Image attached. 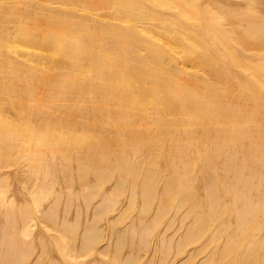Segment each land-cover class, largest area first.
I'll list each match as a JSON object with an SVG mask.
<instances>
[{"label": "bare ground", "instance_id": "obj_1", "mask_svg": "<svg viewBox=\"0 0 264 264\" xmlns=\"http://www.w3.org/2000/svg\"><path fill=\"white\" fill-rule=\"evenodd\" d=\"M236 35L244 42L246 38H258L256 44L264 43V0H0V88L6 91L0 97L6 93L9 94H6L7 98L14 97L15 102H9L14 104L10 105L14 111L20 109L21 105L15 106V103H20L22 92L30 97V101L36 100L35 105L30 101L26 104H29V110L43 113L39 125L53 120L55 109L60 112L53 121L59 123L57 128L52 127L55 131L40 130L35 129L39 127L37 122L34 126L29 123L33 111L27 113L28 109L21 106L25 114L22 113L20 120L27 123L5 132L3 139L0 138L1 145L5 147L4 151L13 150V153L18 149L16 146L30 148L28 152L35 148L37 156L44 149L54 148V153H60L64 160L62 167L71 170V156L77 155L79 177L87 179L93 174L98 181L92 183L97 188L95 195L102 194L103 182L111 179L113 183L116 178L115 189L126 190L127 187L131 191H127L131 205L135 206L141 198L142 213H148L155 205L153 225L161 227L162 221L167 219L161 236L164 238L161 239L162 245L160 243L164 253L172 247L165 233L171 230L174 226L172 220L178 216L184 226L183 221H189L177 244L178 253L210 235V245L213 243L211 246L214 247L212 253L216 254L220 264H264V63H255L252 73L244 72L248 66L243 71L237 70V67L243 68L237 55L241 53L245 58L246 51L255 49L253 43L247 42L242 51L232 48L229 41L236 40ZM22 108L18 113L23 112ZM9 118L11 123L12 118ZM49 126L50 123L46 128ZM16 152L10 158L17 156L15 154L19 157L21 153ZM6 155L9 154L3 156ZM47 159L38 161V171L45 169L46 178L51 175L50 164L55 161L52 159L50 163ZM11 163L9 168L18 165ZM8 178L6 173H0V182ZM44 185L48 187V184L42 187ZM30 186L24 191L11 192L10 196L0 188V212L4 209L2 215L5 216V223L0 227V264H43L41 261L49 258L46 257L49 255L46 246L52 241L48 239L59 248L64 264H107L100 256L108 251L109 240L101 250L93 243L99 238L90 241L86 235L90 234L95 223L92 219H107L102 212L108 215L115 198L105 193L94 209L92 225L86 219L82 235L87 240L83 239L80 245L85 252L91 251L93 258L81 261L75 246L69 245V233L65 235L66 231L59 228L55 233L49 232L52 225H47L46 220H58L53 209L59 208V204L52 203L46 210L35 197L36 190H30ZM79 186L87 185L81 183ZM57 194H54L55 198L61 196ZM31 197H34V208L26 206L24 209V206L17 209L24 202L28 204L26 201ZM87 198L82 196V200ZM132 211L135 210L132 208ZM79 216H75L77 224ZM140 217L143 215L137 217L143 221ZM144 218L143 222H146ZM125 221L122 220V224ZM133 221V229L137 232L141 227L138 223H141ZM67 222L61 226L69 232L73 229L69 226L75 227L76 224ZM118 224L124 227L120 222ZM147 225L150 224L147 222L142 226ZM37 230L38 238L44 236L48 239L42 246V254L31 261L34 250L37 251L31 241ZM122 230L124 232V228ZM147 230L151 231L150 228ZM176 234H171V239ZM139 237H142L140 233ZM151 237H147L148 240ZM222 237L223 241L220 240ZM123 238L126 239V234ZM130 242L136 243L134 240ZM206 242H201L198 248H207L209 244ZM124 243L126 241L121 245L125 246ZM154 249L152 255H155ZM44 252L47 255H43ZM132 253L127 255L131 256L129 260L124 259L125 264L140 262L141 259L133 261ZM192 256L187 258L192 259ZM165 259H161L163 262L159 260L161 264ZM49 261L56 264L54 259ZM188 261L194 264L193 259ZM209 262L212 263V259Z\"/></svg>", "mask_w": 264, "mask_h": 264}, {"label": "rangeland", "instance_id": "obj_2", "mask_svg": "<svg viewBox=\"0 0 264 264\" xmlns=\"http://www.w3.org/2000/svg\"><path fill=\"white\" fill-rule=\"evenodd\" d=\"M233 38H235V36L233 37ZM236 40L235 39H232V40H230L231 41V43H230V41H229V44H232L233 45V47L232 48H237V51H242L243 49H244V46L247 44V43H253L254 44V48L253 49H255V50H252L251 48H250V50L249 51H246L247 52V55L245 56V58L244 57H242V55H241V53H239V55H237V59L238 60H241V62H242V66L241 67H243L242 69L239 67H237V70H244V68L246 69V66H248V68L246 69V71H244L246 74H247V72H249V73H252V72H254V69H253V67H254V64L255 63H258V62H262V63H264V43L263 44H256V42L258 41L257 39L258 38H246L245 40V42H247V43H245L243 40H241L242 39V37H238L237 35H236ZM241 38V39H240ZM255 39V41H253ZM234 40H235V43H234ZM237 42V43H236ZM234 43V44H233ZM239 43V44H238ZM258 43V42H257ZM244 44V45H243ZM232 45H230L229 47L231 48V46ZM241 46H243V47H241ZM243 48V49H242ZM236 50V49H235ZM249 54H251L252 56V58L251 57H249ZM241 56V57H240ZM244 56V55H243ZM239 57H240V59H239ZM256 57H258V58H256ZM244 58V59H243ZM254 58V59H253ZM253 59V60H252ZM246 60V61H245ZM252 61H255V62H252ZM245 62L247 63V62H249V63H247V64H245ZM240 63V62H239ZM256 65V64H255ZM1 84V83H0ZM1 87V86H0ZM2 88H0V94L3 92H6L5 90H1ZM39 91V90H38ZM6 94H8V93H6ZM6 94H3V95H5V96H3V95H1V97H0V104H1V116H0V120H2V121H0V126H1V129H0V138H2L3 139V137H4V133L5 132H7V131H12V129H16L17 128V125L18 124H20V125H25L24 123L26 122V121H24V120H20V118H21V116H22V113L23 114H25V110L26 109H28V110H26V111H28L27 113H30V111H33L32 113H30V124L32 125V126H34V124H36V122H37V124L36 125H39V123H38V121L40 120V118L42 119V115H43V113L42 114H39V113H37L36 112V110L34 111V110H29V107H27V106H29V104H26V103H28L29 101H30V97L28 98L27 97V95L25 94V93H23L22 92V94L23 95H21V96H19L20 97V99H19V101H20V103H15V104H17V105H15V106H22L23 108H25V110H23V108L20 106V109H19V111H21V108H22V110H23V112H20V113H18L19 111H17L18 109H17V107L16 108H14V109H17V110H13L12 109V107L10 106V105H14V104H11V103H9V102H12V100L14 101V99H12V98H14V97H11V96H9L10 98H7L8 97V95H6ZM22 97H26V99H22ZM9 99V100H8ZM24 101H22V100ZM16 100V99H15ZM18 100V99H17ZM17 100H16V102H17ZM38 100V102L40 101L41 103H43L44 102V100L43 99H37ZM23 103H22V102ZM28 101V102H27ZM15 102V101H14ZM30 102H32V104L33 105H35L36 104V100H34V101H30ZM37 102V103H38ZM13 103V102H12ZM41 103H39V105L41 104ZM25 106H24V105ZM15 106H13V107H15ZM55 113L52 115V118H53V120H51L49 123H50V126H49V128L47 129L46 128V126H48V122H46V124H44V125H39V127L38 126H36L35 127V129L36 128H39L40 130H44V129H46V130H48V131H55L54 129H52V127H56L59 123H55V122H53V121H55V118L56 117H59L60 115H58L60 112L58 111L57 112V110L55 109ZM5 113V114H4ZM9 114V115H8ZM20 116H19V115ZM4 115H6V116H4ZM8 116V117H7ZM3 117V119H1ZM9 117H11L12 118V122L10 123V120H8V119H10ZM5 120V121H4ZM42 120H40L39 122H41ZM16 122V123H15ZM2 123V124H1ZM27 123V122H26ZM53 123L55 124V125H53ZM29 124V125H30ZM3 126H5V127H3ZM11 126H13L12 128H9V127H11ZM22 126H20V127H22ZM41 126V127H40ZM31 127V126H30ZM44 127V128H43ZM32 128V127H31ZM34 128V127H33ZM42 128V129H41ZM57 128V127H56ZM3 129H7V130H3ZM57 130V129H56ZM8 133V132H7ZM6 133V134H7ZM2 135H3V137H2ZM1 139V140H2ZM1 140H0V145L1 144H3L2 142H1ZM31 146H33V143L31 144ZM30 146V147H31ZM4 146L3 145H1V148H0V154L1 153H3V152H5V154H9V155H6L5 157L3 156V155H5L4 153L3 154H1V156H0V162H5V160L7 159V161L5 162V164L8 162L9 164H7V165H5L4 163V166H7V168L6 167H4V166H1L2 165V163H0V173L1 174H4V173H6L7 175H8V177L10 178V180H9V178L8 179H6V181L5 182H0V188L2 187V189H4V190H6L7 191V193H8V195L7 196H10L9 194L11 193V192H14V191H24L25 190V188H26V190L28 189V186H30L29 187V189L30 190H32V188H34L33 190H36V195H35V197L36 198H38L39 200H40V202H41V205H42V207L44 208L45 207V209L47 210V207L48 206H50V205H52V203H55L54 205H57V204H59V208H57V207H55V208H57V209H53V212H55V215H56V217H55V219H58V220H54V221H51L50 219L49 220H46V223H47V225L49 224V225H52L51 227H49V229H50V233H55V230H56V228L58 229H62V231H66L65 232V235L67 234V233H69V234H67V236H69V237H67V239H68V242H69V245L70 246H72V248H74V246H75V251L80 255L79 256V258H78V260H81V261H85V259H86V261H90L92 258H93V256L90 254V252L89 251H87V252H85V250H84V248L82 247V245H80V244H82L83 242H81V241H84V240H87L86 238L88 237V240H92L93 238H99V240H97L96 242H93L94 244L96 243H98L97 245L95 244V246L96 247H100V249L102 250V247L104 248V246H106V240H109V248L107 249L108 251H106V254H104V256L103 255H101L100 256V258L101 259H104L106 262H107V264H112V263H115V264H120L119 262H121V264H125V262H127L126 260H124V259H130V257L131 256H128L127 257V255H131V253H132V256H134L133 257V261L135 262L137 259H141L140 260V262H138L137 261V263L136 264H147V260H148V263L149 264H159V262L161 261V262H163L161 259H165L164 260V263L163 264H175V263H179V264H185V262H186V264H192L193 263V261H188V260H194V264H210L211 262H209L210 261V259H212V263L211 264H218L219 263V259L216 257V254H214L213 255V253H212V248H214L213 246H211L210 245V242H212V239H211V237H210V235H206L205 237H203V239H202V241H199V242H197V243H195V245L193 244V243H191V244H189L190 246H187V248H185L186 250L184 251V252H182V253H178L177 251H176V249L178 248V245L177 244H179L180 243V241H181V239L183 238V235H184V229H185V226H187L188 225V220H182L183 222H185V226L184 225H182V224H180V217H178V216H176L173 220H172V225H174L172 228H171V230L169 231V230H167L166 231V233H165V237H166V239L168 240H170L171 242H172V247H169V249L170 248H172V249H168V253H164L163 252V250H162V246H160V243H161V239H164L163 237H161V236H163V232H164V229H166L165 227H164V225H166V223H167V219L166 220H164V221H162V223H163V225H161V227H159V226H156V225H153V223L154 222H152V217H153V215L155 214V205L154 206H152V209L150 210L151 211V213H142V211H141V208H142V206H141V198H139V200H137L138 201V203L136 202L135 203V206H134V204L133 205H131L128 201H129V199H130V194L129 193H131V191H129V189H127V187H125V189L126 190H124V189H120V190H117V189H115V186H114V184H115V180H116V178H115V180L113 179V183H112V180L110 181V180H107V181H105V182H103L104 183V187H103V192H102V194H97V195H99V197L97 198V195H95L97 192H96V190H97V188H96V186L94 187L93 186V184L92 183H95V181H97V179L94 177L95 175H93V174H90V175H88V177H87V179L86 178H84V177H79V176H81L80 174H81V172H79V171H76V170H78L77 168H76V166H77V160L79 159V158H75V157H77V155L75 156V154L74 155H72L71 156V159H70V166H72L71 168H72V170L69 168V167H67V166H63L62 167V165H65L64 164V160L62 159V157H60V153H54V151L56 152V150H52V149H54V148H49L48 150L47 149H44L43 151H41L40 152V154H39V156H37V154H38V151H37V153H35L34 152V149L32 148L31 150L32 151H29L28 152V150L30 149V148H28L27 149V147L24 149L22 146V148H20V146L19 147H17L16 146V148H18V149H22V150H24V151H19L18 149H16L15 147H13V149H16L15 151H14V153H17L16 151H18V152H20L21 154L19 155V157H17L18 156V154H15V155H17V156H14L13 158H10L11 157V155L12 154H14L13 153V150H9L8 152L7 151H4V148H3ZM34 147V146H33ZM7 150V149H6ZM10 151H12L11 153H10ZM31 152H32V154H31ZM57 152H58V150H57ZM45 153V154H44ZM27 155V156H26ZM51 155H53V157H51ZM7 156L9 157V158H7ZM23 156V157H22ZM28 157H29V159H28ZM48 158L47 160L48 161H50V163L52 162V159H54L55 161H53V163L52 164H50V169L49 170H51L50 172V176L48 177V178H46L47 176H45V169H42V170H39L40 171V173H39V171H38V167H39V164H38V161L39 160H41V161H43L45 158ZM4 158H5V160H4ZM16 158V159H15ZM24 158V159H23ZM10 159V160H9ZM18 159V160H17ZM21 161H20V160ZM31 159V160H30ZM13 160H15V161H13ZM23 160H24V162H23ZM59 160V161H58ZM62 160V161H61ZM20 161V162H19ZM11 162H13V164L14 165H17L16 163H18V165L15 167H11V168H9V165L10 164H12ZM72 162V163H71ZM55 163V164H54ZM23 164V165H22ZM36 164V165H35ZM26 165H28V166H26ZM11 166H13V165H11ZM35 166H37V167H35ZM58 166V167H57ZM60 166V167H59ZM69 166V165H68ZM31 167V168H30ZM62 167V168H61ZM66 167V168H65ZM6 168V169H5ZM23 168V169H22ZM21 169H22V171H24V170H28V172L26 171V172H23L25 175H28V177L26 176L25 177V175L24 174H22L21 172ZM29 169H32L33 170V172L31 171V170H29ZM66 169V170H65ZM35 170V171H34ZM37 170V171H36ZM62 170V171H61ZM69 170H70V172H69ZM21 171V172H20ZM29 171L31 172V174H27V173H29ZM61 171V172H60ZM66 171V172H65ZM73 171V172H72ZM35 172H38V173H35ZM67 172H69V173H67ZM71 172H72V174H71ZM36 175H35V174ZM67 173V174H66ZM43 174V175H42ZM68 174H70L69 175V177H71V179L68 177ZM29 175H31V176H29ZM33 175H35V177H32ZM72 175V176H71ZM23 176H24V178H23ZM77 176H78V178H77ZM65 177H66V179H65ZM25 178H26V180H25ZM43 178H44V180H43ZM55 178H56V180H55ZM72 178H73V181H71L72 180ZM84 178V179H83ZM23 179V182H25V183H23V182H21L20 180H22ZM65 179V180H64ZM69 179V180H68ZM79 181H78V180ZM28 180H30V182L28 181ZM33 180H36L35 182H33L34 184L32 185V181ZM38 180V181H37ZM51 180V181H50ZM55 180V181H54ZM82 180H84V181H82ZM86 180V181H85ZM131 180V179H130ZM7 181H9V183L7 182ZM28 181V182H27ZM43 181V182H42ZM65 181H67L66 183H67V185L64 183ZM71 182V183H69V182ZM108 181H110V182H108ZM22 184H21V183ZM37 182V183H36ZM78 182H80V184L82 183V185L84 186L85 184L87 185L86 187L84 186V187H82V186H79L80 184L78 183ZM89 182V183H88ZM98 182V181H97ZM131 182L133 183V181L131 180ZM128 183V185H129V187L128 188H130V185L132 184V183ZM8 183V184H7ZM50 183H52V185H50ZM74 183V184H73ZM83 183H85V184H83ZM107 183H109V184H107ZM43 184H48V187H46V185H44V187H42V185ZM53 184H55V185H53ZM71 184H72V186H71ZM92 184V185H91ZM105 184H107V186L105 185ZM7 185H11V186H7ZM24 187H23V186ZM38 186V187H36V186ZM40 185V186H39ZM52 186V188H54V190L56 191V192H59V194H57V193H55L52 189H51V187L50 186ZM59 185V186H58ZM70 185V187H68ZM91 185V188H90V190H89V188H88V186H90ZM95 185V184H94ZM66 186V187H65ZM114 186V187H113ZM6 187H8V188H6ZM21 187H23V188H21ZM50 187V188H49ZM69 189H68V188ZM49 188V191H47V189ZM67 188V189H66ZM86 188V190L84 191V189ZM92 188H95L94 190L92 189ZM2 189H0V190H2ZM39 191H38V190ZM43 189V190H42ZM82 189V190H81ZM3 190V191H4ZM53 192H52V191ZM69 191L70 190V192H67V191ZM71 190H72V192H71ZM77 190V192H75ZM93 190V191H92ZM112 190V191H111ZM80 191H81V193L82 194H80ZM89 191H91L92 193H90ZM107 191H109V192H107ZM119 191V192H118ZM127 191H129V193H127ZM46 192H49V193H46ZM50 192H52L51 193V195H49L50 194ZM87 192H89V193H87ZM93 192H95V193H93ZM124 192H126V193H124ZM38 193V194H37ZM44 193V194H43ZM62 193V194H61ZM69 193H70V197H69ZM72 193V194H71ZM85 193V194H84ZM105 193H107V194H109L111 197L110 198H115V199H112V200H114V203L112 204L114 207H111L110 209H108V215H106V212H102V213H105V217L107 216V219H109V221L110 220H114V221H112V222H115V223H112V222H110V223H112V225L110 224V223H107L106 222V218H104L103 217V219H101L100 221H95V220H97V219H95V220H93L92 219V216L94 217V215H93V213H94V209L97 207V205L99 204V202L101 201V199H102V197H103V195L105 194ZM124 193V194H123ZM136 193H138V191L136 190ZM46 194H48V195H46ZM54 194H57V195H61L62 196V198L60 199L59 197H61V196H58V197H56L55 198V195ZM86 194H88L87 196H86ZM92 194V195H91ZM126 194H128V198H126L127 197V195ZM56 195V196H57ZM83 196V198H87V199H83L82 200V196ZM119 195V196H118ZM19 196V195H18ZM39 196H41V197H39ZM45 196V197H44ZM48 196H50V197H48ZM92 196H94V198L95 199H93V197ZM75 197H77L78 199H77V201H76V198ZM120 197H121V199H120ZM44 198H46V199H44ZM48 198H50L49 199V201L47 200ZM60 200V201H58V199ZM67 198V199H66ZM91 198V199H90ZM126 198V199H125ZM54 199V200H53ZM90 199V200H89ZM32 200H33V203H32ZM55 200H57L56 202H53V201H55ZM70 200H71V202H70ZM87 200V201H86ZM89 200V201H88ZM118 200V202H116ZM127 200V201H126ZM44 201V202H43ZM48 201V203L49 204H47L46 202ZM84 201H86V203L84 202ZM28 204H26L25 202L20 206V207H18L17 209H23L22 207H24V209L26 208L27 209V207L28 208H34L35 207V202H34V197H31V198H28L27 199V201H26ZM73 202V203H72ZM77 202V203H76ZM87 204L86 206H89V209L85 206V204ZM124 202V203H123ZM117 203H118V205H117ZM34 204V205H33ZM89 204H91V205H89ZM129 204V205H128ZM73 205V206H72ZM122 205V206H121ZM127 205H128V207H127ZM27 206V207H26ZM30 206V207H29ZM64 206L66 207L65 209H64ZM70 206H72V207H70ZM52 207V206H51ZM87 208V210H86V208ZM120 207H121V209H120ZM126 207V208H125ZM131 207V208H130ZM134 207H135V209H134ZM1 208V207H0ZM54 208V207H53ZM77 208V209H76ZM81 208V209H80ZM132 208H133V210H135V211H132ZM3 209V208H2ZM69 209H71L70 211H69ZM128 209V210H127ZM140 209V210H139ZM56 210H57V212H56ZM80 210H81V213H79L80 212ZM114 210V211H113ZM118 210H121V212L120 211H118ZM63 211H65L64 213H65V216H64V213H63ZM88 211V212H87ZM116 211V212H115ZM118 211V212H117ZM122 211H124V212H128L129 211V213H132V215L131 214H129V213H123ZM139 213H138V212ZM86 212H87V216H86ZM112 212V213H111ZM68 213H70V214H68ZM101 213V216L102 215H104V214H102ZM110 213V214H109ZM123 213V214H122ZM154 213V214H153ZM2 214H4V209L3 210H1V212H0V227H2V225L5 223V216L4 215H2ZM57 214H58V216H57ZM125 214V215H124ZM143 215V217H140V218H142V220L143 221H145V218L144 217H146V222H143V221H140L139 220V218H137L138 216H140V215ZM150 214V215H149ZM68 215H69V217H68ZM78 215H81V216H79V218H78V221H79V219H80V221H79V228H77V226H78V224L77 223H75L74 221H77L76 220V218H75V216L76 217H78ZM119 215V216H118ZM124 215V216H123ZM131 215V216H130ZM138 215V216H137ZM121 216H123L124 218H122ZM59 217V218H58ZM117 217H119V218H117ZM148 217V218H147ZM64 218V221H62V219ZM74 218H75V220H74ZM115 218H117V219H120V218H122L121 219V221L123 220V221H125L126 219H128L127 221H125V222H123V224H122V222L120 221V220H115ZM86 219H87V221H86ZM91 219H92V223H94L93 224V226L95 225L96 227H94V228H96L95 230H94V228H93V226H92V231L90 232V234H87L86 235V238L85 237H83V236H85V235H82V234H84V232H83V230H84V225H87V223L86 222H90L91 221ZM102 220H103V222H102ZM134 220V221H133ZM139 220V221H138ZM40 221V220H39ZM51 221V222H50ZM61 221H62V223L63 222H65V223H68L67 221H69V222H71V224H76V226L74 227V225H71L70 223L68 224V226L69 225H71V226H73V227H71V226H69L70 228H73L72 230L70 229V231L69 232H67L68 230H64V228H62V223H61ZM86 221V222H85ZM108 221V222H109ZM117 221H119L120 222V224H122V226H124V227H121L118 223L119 222H117ZM132 221L133 222H135V223H138V222H140L141 224H139L138 223V225H141V227H142V231H141V227L139 226L138 227V231L136 232L134 229H135V227H134V223H132ZM150 221V222H149ZM175 221H176V223H175ZM53 222V223H52ZM97 222H101L100 223V225H99V223H97ZM147 222H148V224H150V225H147V227H144L143 228V226L142 225H144V224H147ZM54 223H56V225L54 224ZM91 223V222H90ZM92 223H91V225H92ZM130 223V224H129ZM144 223V224H143ZM161 223V224H162ZM175 223V224H174ZM97 224L99 225V226H97ZM108 224H110V225H108ZM132 224V225H131ZM180 224V225H179ZM106 225V226H105ZM118 225V226H117ZM126 225H128L127 226V229H126ZM131 225V226H130ZM153 225V226H152ZM182 225V226H181ZM101 227H102V229H101ZM104 227V228H103ZM111 227H113V229L111 228ZM115 227V228H114ZM130 227H131V231H130ZM133 227H134V229H133ZM183 227V228H182ZM55 228V229H54ZM109 228V229H108ZM113 230H111V229ZM124 228V232H123V229ZM145 228H147V229H149L150 228V230L151 231H149V230H147V229H145ZM157 228H158V231H157ZM178 228V229H177ZM180 228L182 229V230H180ZM76 229H78L79 231H77ZM101 231H100V230ZM109 231H108V230ZM126 229V230H125ZM137 229V228H136ZM145 229V233L143 232V230ZM75 230V232H73ZM107 230V232H105ZM116 230H120L121 232H119L118 231V233H122V234H120V235H118V233H117V231ZM179 231V232H177V231ZM51 231H53V232H51ZM103 231V232H102ZM127 231V233H125ZM142 233H141V232ZM155 231V232H154ZM177 232V234H176V232ZM71 232V233H70ZM83 232V233H82ZM93 232H95L94 234H93ZM98 232V233H97ZM101 232L102 233H104V235L103 234H101ZM112 232V234H110ZM135 234H134V233ZM37 233H38V230L36 231V236H33V240H31V238H29V240H31L32 241V243H33V249H35L36 248V250L37 251H35L34 250V255L32 256V258H31V261H32V259L35 257V256H37L39 253L40 254H42L41 252H42V246H43V244L45 245L46 243H47V239L48 238H46V237H42L43 238V240H41L42 238H38V236H37ZM100 233V234H99ZM139 233H140V236H142V237H139ZM144 233V234H143ZM148 233V234H147ZM154 233V234H153ZM161 233H162V235H161ZM173 233L174 234H176L175 236H172L173 237V239H171V234L173 235ZM92 234V236H89V235H91ZM108 234V235H107ZM114 234H116L117 235V238H119V236H120V239H117L116 238V235H114ZM124 234H126V239L125 238H123V235ZM130 234V235H129ZM132 234V235H131ZM142 234V235H141ZM152 234H153V236L154 237H151L152 236ZM76 236V237H73V236ZM82 235V236H81ZM103 235V238L101 237ZM128 235V236H127ZM136 235V236H135ZM160 235V236H159ZM99 236V237H98ZM130 236H134V237H132V239H131V237ZM180 236V237H179ZM71 237V238H70ZM108 238V239H105V238ZM125 237V236H124ZM144 237L145 238H147V237H151V238H149L150 240H148V238L147 239H144ZM175 237V238H174ZM73 238V239H72ZM74 238H76V240L74 239ZM116 238V239H115ZM122 238V239H121ZM136 240H135V239ZM139 238H141V239H139ZM154 238V239H153ZM179 238V239H178ZM181 238V239H180ZM41 240V241H39V240ZM84 239V240H83ZM103 239V240H102ZM111 239V240H110ZM153 239V240H152ZM48 240H50V241H52V242H54L53 240H51V239H48ZM102 240V241H101ZM112 240H114V241H112ZM130 240L131 241H133L134 240V243L135 244H133V242H130ZM138 240H139V242H140V245L141 246H143V247H141L139 244H137V243H139L138 242ZM146 240H148V241H146ZM153 242H152V241ZM220 240H222L223 241V237L220 239ZM219 240V241H220ZM71 241H72V243H76L75 245L74 244H72L71 243ZM74 241H76V242H74ZM117 241V242H116ZM126 241V243H124V245L125 246H122L121 245V243H123V242H125ZM204 241H208V242H206L207 244H209V245H207V248H203L204 250H202V248H198L199 247V244L201 243V242H204ZM218 241V242H219ZM221 241V242H222ZM45 242V243H44ZM52 242H50V244L52 243ZM105 242V243H104ZM144 243V244H142V243ZM148 242H150V243H148ZM155 242V243H154ZM221 242H219V243H221ZM40 243V244H39ZM55 243V242H54ZM54 243H52V246L50 247V244H47V246H46V248H47V250H49L48 251V254L49 255H47V253L45 254V252L43 253V255H47L46 257H49L48 259H46V258H44V256L42 257V258H44V260L45 261H41V263H43V264H48L49 262H50V264L52 263V261H49V260H53L54 259V261L56 260V262H53V263H56V264H58V262L60 263V264H64V262H63V260H62V253L59 251V248L57 247V245L55 244L54 245ZM113 243H115V245H116V247H115V245L113 244ZM145 243H147V244H145ZM152 243V244H151ZM62 244H64V243H62ZM100 244V245H99ZM129 244H130V246H129ZM132 244V245H131ZM111 245V246H110ZM134 245V246H133ZM151 245V246H150ZM155 245V246H154ZM157 245V246H156ZM161 245H162V243H161ZM81 246V247H80ZM132 246V247H131ZM138 246H140V248H141V250H140V248H139V250H138ZM150 246V247H149ZM57 248V251H56V248ZM115 247V248H114ZM123 247H125L124 249H122ZM130 247V251H131V253H130V251L129 252H127L128 251V248ZM148 247V248H147ZM154 247H155V249H154ZM160 247V248H159ZM80 248H82V250L80 249ZM159 248V249H158ZM197 248V249H196ZM115 249V250H114ZM118 249V250H117ZM133 249H134V251H133ZM144 249V250H143ZM153 249L155 250L154 252V254L155 255H152V253H153ZM207 249V250H206ZM212 249V250H211ZM112 250V251H111ZM123 250V251H122ZM138 250V251H137ZM160 250H162V251H160ZM117 251H119V252H121L122 251V253H119V252H117ZM140 251H143V252H140ZM150 251H152V252H150ZM172 251V252H171ZM197 251H199V252H197ZM202 251H207V252H202ZM211 251V252H210ZM83 252H85V253H83ZM114 252V253H113ZM116 252V253H115ZM147 252V253H146ZM150 252V253H149ZM162 252L164 253L163 254V256L161 255L162 254ZM192 252V253H191ZM87 253V254H86ZM112 253H113V255H115L114 257H112L113 255H112ZM137 253H140L139 255H137ZM171 253V254H170ZM177 253V254H176ZM119 254V255H118ZM136 254V255H135ZM179 254H182V255H179ZM192 254H193V256H192ZM202 254V255H201ZM61 255V256H60ZM84 255V256H83ZM89 255H90V258H88L89 257ZM169 255V256H168ZM176 255H178V256H176ZM199 255V257L196 259V257ZM208 255V256H207ZM107 256V257H106ZM136 256H138V258L136 257ZM142 256V257H141ZM153 256H154V258H153ZM161 256V257H160ZM164 256H168V257H165V258H163ZM176 256V257H175ZM190 257V256H192V259H189V258H187V257ZM212 256H214V257H212ZM51 257H53V259L51 258ZM120 258V259H118V258ZM149 257H150V259H149ZM186 257V258H185ZM205 257V259H203ZM207 257H210V258H208V260H207ZM212 257V258H211ZM216 257V258H215ZM88 258V259H87ZM109 258H111V259H109ZM115 258H116V260H115ZM148 258V259H147ZM153 259V261H152V259ZM172 258H174V259H172ZM183 259H185V260H183ZM187 259V260H186ZM59 260V261H58ZM107 260H109V262L107 261ZM115 262H114V261ZM124 260V261H123ZM132 260V259H131ZM160 260V261H159ZM171 260H172V262H171ZM181 260H183L184 261V263L181 261ZM196 260V261H195ZM202 260V261H201ZM146 263H145V262ZM159 261V262H158ZM206 261V262H205ZM112 262V263H111ZM152 262V263H151ZM161 262H160V264H161ZM166 262V263H165ZM175 262V263H174ZM181 262V263H180ZM200 262V263H199ZM203 262H205V263H203ZM177 263V264H178ZM28 264H30V263H28ZM32 264V263H31ZM220 264V263H219Z\"/></svg>", "mask_w": 264, "mask_h": 264}]
</instances>
